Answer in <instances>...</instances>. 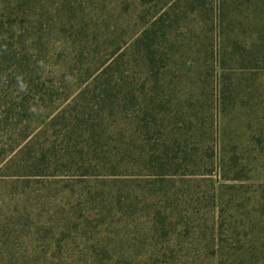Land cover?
<instances>
[{"label": "trees", "instance_id": "16d2710c", "mask_svg": "<svg viewBox=\"0 0 264 264\" xmlns=\"http://www.w3.org/2000/svg\"><path fill=\"white\" fill-rule=\"evenodd\" d=\"M133 13L136 32L97 54L117 22L130 32ZM225 25L253 37L232 48L237 69L263 70L264 0H0V252L14 246L9 264H133L128 244L118 250L120 234L110 231L116 213L123 238L137 228L141 264H264V189L251 190V208L250 198L233 197L211 209L216 235L207 238L198 222V208L210 202L186 180L214 170L215 120L201 118L205 136L195 137L197 113L187 120L168 90L195 75L197 61L177 64L175 55H204L206 76L216 73L211 40ZM55 44L60 54L76 53L53 55ZM221 74L219 94L232 98ZM77 80L69 95L67 81ZM223 100L217 91L214 118ZM66 174L100 186L84 187L83 201L68 209V192L51 181ZM194 230L209 246L183 250Z\"/></svg>", "mask_w": 264, "mask_h": 264}, {"label": "rangeland", "instance_id": "374dc122", "mask_svg": "<svg viewBox=\"0 0 264 264\" xmlns=\"http://www.w3.org/2000/svg\"><path fill=\"white\" fill-rule=\"evenodd\" d=\"M117 26L119 27L116 30L113 29L115 30L114 34H110V32L105 33V42L103 45L102 43L98 44L97 50L99 52L97 54L108 55L117 45L121 47L124 44L123 41L139 28V22L136 21L133 13L129 22L130 32L127 33L126 29H121V27H123L122 20L117 22ZM207 37L210 42L211 34ZM252 39V36L241 35L237 31L232 32L231 30H227L225 25L219 38L216 39L215 34V37L213 36V40H211L212 50L215 55H210L211 58L209 59L208 66L211 67L213 62L218 59L219 69L215 74L214 71H211L209 77L206 76V68L203 59L204 55H175L177 64L185 61H189L190 64L191 62L197 61L194 67L195 75L191 78L192 82H182L168 87L169 91L177 92V95L182 100L183 106L181 110L187 120L189 119V115L197 113L199 119L195 122L197 126L194 131L195 137L203 138L205 136L206 125H204V127L201 126V118L204 119L205 122L208 121L207 117L212 123L215 120V126L212 124L211 128V132L215 137L213 143L215 145V148H213L214 170L207 177H191L186 180L190 190L196 192L201 202H210V204L205 207L206 209L199 207L198 209L201 210L197 211L198 222L200 224L204 223L208 227V230L205 229L207 238L216 235V228L213 230L214 218L210 214L211 209H213L214 212V209H217V205H219L220 202L222 203L221 206H223L225 201L233 197L237 202H243L244 199L250 198L247 206L251 208L254 200L258 197L257 193L251 195V190L264 189L262 188L264 187V69L253 71L237 69L239 68L236 62L237 55H230L232 48L238 47L241 43H243L245 47H248L250 44L254 43ZM205 41V37L203 36L202 43ZM53 47V55H59L60 53L57 45L55 44ZM217 52L219 55H216ZM75 53V50H71V48L68 47V50L60 55H75ZM187 54H190V51H187ZM83 55L91 54L85 51ZM221 59L224 61V66L221 65ZM221 66L224 68L223 71L220 69ZM170 70H173V67H170ZM221 73H224V75L231 80L233 90L232 98L228 99L229 96H225V93L219 94V91H224L223 87L221 88L220 84H217L219 77L221 78ZM214 81L216 83H214ZM77 84L78 80L73 82L67 81L66 90L69 91V95L76 90ZM217 91L218 99L224 98V103L221 112L214 118L213 115L215 112L214 107H211V103L215 105ZM203 93L206 94L202 95ZM188 103L191 105L193 104V106H186ZM201 105L205 106L203 107ZM40 110L39 114L44 113L43 108H40ZM36 125L37 124H33L31 128L36 127ZM51 181L54 182L59 189H64L68 192V209L70 206H77L78 203L83 201L78 195L84 187L87 188L88 186L94 185L100 186L96 181H90L88 179L81 180L69 174L60 175L58 179ZM221 186L223 188L220 189L219 200L214 199L210 201V199H212L210 198L212 197V193H215L216 190L219 191L218 187ZM237 190H240L238 192L241 193L235 194L234 191ZM151 200L152 199L148 201ZM64 203L65 201L61 202V204ZM214 204L215 206H213ZM93 205L95 204L93 203ZM184 207L187 206L184 205ZM233 207L236 209V206ZM195 214L196 213H193V216ZM121 220H124L123 215L121 213H116L114 217L115 228L110 230L116 235L118 233L120 234V239L116 240V247L121 252H124L127 250L128 244V257L133 264H141L144 259L143 252L146 247L145 245L141 246L138 257H136L137 247H140V245H138L139 236H137L136 233L137 228L133 229L128 236L123 238L124 231L122 230L127 226L125 225V221ZM105 222L108 223L109 220ZM97 224L101 223L98 222ZM194 233L198 236L196 240L192 239L189 242H184L181 246L179 245V247L183 250H198L205 245L209 246V244L199 236L200 233L198 230H194ZM212 246L216 249V242H213ZM13 247L14 246H11L5 255H3V252H0L1 263L6 261L4 264H9L10 258L8 257L15 253ZM23 248L24 245L16 252H21ZM71 261V259L68 260L69 263ZM183 261H192L194 264H205V261L201 258H186L183 259ZM21 262L23 261H19L17 264H21ZM207 262L213 263L215 261L210 260Z\"/></svg>", "mask_w": 264, "mask_h": 264}]
</instances>
